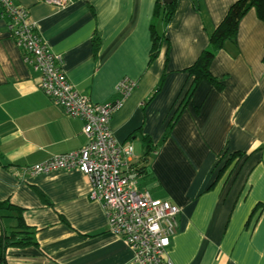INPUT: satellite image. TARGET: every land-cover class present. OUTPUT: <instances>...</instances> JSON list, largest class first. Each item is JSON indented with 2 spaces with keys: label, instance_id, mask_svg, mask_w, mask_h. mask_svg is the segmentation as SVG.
<instances>
[{
  "label": "crops",
  "instance_id": "obj_1",
  "mask_svg": "<svg viewBox=\"0 0 264 264\" xmlns=\"http://www.w3.org/2000/svg\"><path fill=\"white\" fill-rule=\"evenodd\" d=\"M14 1L29 10L42 39L62 56L69 82L92 102L114 99L123 77L136 81L109 123L119 142L133 146V162L142 168L138 186L180 207L166 250L170 261L264 264V22L255 10L242 17L236 40L227 41L210 64L223 89L202 81L168 131L192 79L183 69L208 45L235 0H177L168 24L156 20L164 38L153 60L156 0H70L65 7ZM164 72L159 91L147 100ZM38 76L24 62L0 8V202L22 210L37 242L8 248L7 264H138L130 246L109 230L85 174L60 169L21 175L86 141L83 121L45 95ZM145 138L154 146L150 154ZM233 151L245 155L217 179ZM0 212V231L15 225L14 212Z\"/></svg>",
  "mask_w": 264,
  "mask_h": 264
},
{
  "label": "built area",
  "instance_id": "obj_2",
  "mask_svg": "<svg viewBox=\"0 0 264 264\" xmlns=\"http://www.w3.org/2000/svg\"><path fill=\"white\" fill-rule=\"evenodd\" d=\"M65 7L70 0H45ZM1 15L23 60L38 73V88L64 112L83 121L85 143L78 149L51 155L22 169V174L77 169L91 183L90 197L99 200L108 217L109 230L134 251L138 264H173L167 248L177 229L180 207L167 199L154 198L138 186L139 166L133 162V146L119 142L110 118L136 81L123 77L116 85V97L105 103L92 102L69 82L62 56L50 50L40 36L29 10L14 0H0Z\"/></svg>",
  "mask_w": 264,
  "mask_h": 264
},
{
  "label": "trees",
  "instance_id": "obj_3",
  "mask_svg": "<svg viewBox=\"0 0 264 264\" xmlns=\"http://www.w3.org/2000/svg\"><path fill=\"white\" fill-rule=\"evenodd\" d=\"M176 3L177 0H171L169 3H166L164 0H156L155 2L153 20L150 24V35L152 41L150 60H153L158 55L162 39L164 38V33L158 32L156 29V20L160 18L164 25L168 24L174 14ZM251 8L255 10L257 17L264 22V0H235L228 8L223 19L209 34L208 45L200 52L191 65L183 69V71L187 72V74L191 76L192 79L185 89L182 98L179 100L174 114L169 121L168 131L202 81L208 82L216 90L223 89V82L210 72V64L216 52L222 49L227 41L236 40L239 22ZM262 63L264 64V53L262 56ZM164 76L165 72L162 74L158 85L152 91L147 100H150L159 91ZM167 134L168 133L165 134L164 138L167 136ZM145 144L147 148L146 154L152 153L154 146L150 144V141L147 138H145ZM225 153L226 152L219 156V160L223 158ZM244 155L245 153L241 151H233L229 153L224 163H222V165L219 167L216 178L218 179L220 176H222L229 166L235 164L232 162L238 161ZM0 165H2L1 161ZM139 170L141 172L142 168H139ZM39 195L43 200L46 199L42 193H39ZM2 209L14 212L15 215H12V217H14L16 220L14 226H10L9 228L2 227L0 231V264H7L6 255L8 248H23L30 245H37V242L34 239V229L24 222L21 215L22 210L20 208L6 200L0 202V210ZM2 217L3 215L0 212V219Z\"/></svg>",
  "mask_w": 264,
  "mask_h": 264
},
{
  "label": "water",
  "instance_id": "obj_4",
  "mask_svg": "<svg viewBox=\"0 0 264 264\" xmlns=\"http://www.w3.org/2000/svg\"><path fill=\"white\" fill-rule=\"evenodd\" d=\"M166 3H169V2H171V0H164Z\"/></svg>",
  "mask_w": 264,
  "mask_h": 264
}]
</instances>
